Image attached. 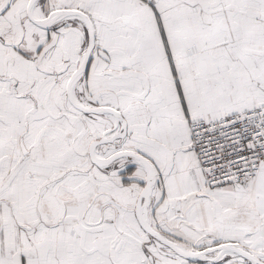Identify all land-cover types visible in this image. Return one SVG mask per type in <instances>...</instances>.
I'll list each match as a JSON object with an SVG mask.
<instances>
[{
    "label": "snow or ice",
    "instance_id": "6c2138e0",
    "mask_svg": "<svg viewBox=\"0 0 264 264\" xmlns=\"http://www.w3.org/2000/svg\"><path fill=\"white\" fill-rule=\"evenodd\" d=\"M0 264H264V0H0Z\"/></svg>",
    "mask_w": 264,
    "mask_h": 264
}]
</instances>
